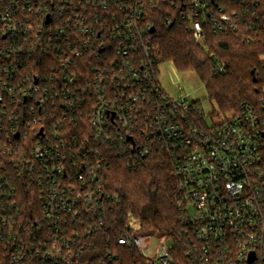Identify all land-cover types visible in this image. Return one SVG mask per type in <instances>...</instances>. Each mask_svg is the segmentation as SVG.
Listing matches in <instances>:
<instances>
[{"label": "built area", "instance_id": "1", "mask_svg": "<svg viewBox=\"0 0 264 264\" xmlns=\"http://www.w3.org/2000/svg\"><path fill=\"white\" fill-rule=\"evenodd\" d=\"M159 14L203 51L207 27L264 42L258 0H0V264H264V91L211 125L171 98ZM153 154L175 178L170 234L118 217L105 187L113 160Z\"/></svg>", "mask_w": 264, "mask_h": 264}, {"label": "trees", "instance_id": "2", "mask_svg": "<svg viewBox=\"0 0 264 264\" xmlns=\"http://www.w3.org/2000/svg\"><path fill=\"white\" fill-rule=\"evenodd\" d=\"M239 4L230 5L239 8ZM152 25L155 63L169 61L178 71L196 72L208 99L222 116H235L243 104H259L264 91V62L260 60L264 42L253 38L248 41L252 34L244 26L229 34L205 28L207 51H203L181 21H174L170 27L159 14ZM219 65L224 66L223 73H217ZM104 181L107 191L118 197V217L132 211L145 229L170 234L178 228L175 178L165 155L153 154L135 170L128 169L124 160L115 159ZM173 264H190L182 249L176 248Z\"/></svg>", "mask_w": 264, "mask_h": 264}, {"label": "rangeland", "instance_id": "3", "mask_svg": "<svg viewBox=\"0 0 264 264\" xmlns=\"http://www.w3.org/2000/svg\"><path fill=\"white\" fill-rule=\"evenodd\" d=\"M156 70L162 89L173 99L186 97L190 101L199 102L209 125L231 116V114L222 116L218 113L214 102L208 99L205 85L196 72L178 71L169 61L156 63Z\"/></svg>", "mask_w": 264, "mask_h": 264}, {"label": "water", "instance_id": "4", "mask_svg": "<svg viewBox=\"0 0 264 264\" xmlns=\"http://www.w3.org/2000/svg\"><path fill=\"white\" fill-rule=\"evenodd\" d=\"M171 26H172V25H170V27H171ZM154 30H155V29H154V28H152L150 31L153 33V32H154ZM252 259H253V257H252ZM252 259H250V260H249V262H251V261H252Z\"/></svg>", "mask_w": 264, "mask_h": 264}]
</instances>
